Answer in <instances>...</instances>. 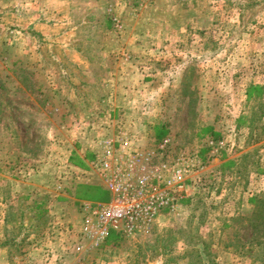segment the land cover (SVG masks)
<instances>
[{
	"label": "rangeland",
	"instance_id": "1",
	"mask_svg": "<svg viewBox=\"0 0 264 264\" xmlns=\"http://www.w3.org/2000/svg\"><path fill=\"white\" fill-rule=\"evenodd\" d=\"M59 1L0 0V264H260L264 0ZM116 135L170 139L189 173L174 209L98 240Z\"/></svg>",
	"mask_w": 264,
	"mask_h": 264
},
{
	"label": "built area",
	"instance_id": "2",
	"mask_svg": "<svg viewBox=\"0 0 264 264\" xmlns=\"http://www.w3.org/2000/svg\"><path fill=\"white\" fill-rule=\"evenodd\" d=\"M92 166L109 189L112 201L88 207L84 235L103 240L112 231L129 237L149 226L162 210L182 199L189 173L188 157H170L171 141L140 152L123 135L100 140Z\"/></svg>",
	"mask_w": 264,
	"mask_h": 264
},
{
	"label": "trees",
	"instance_id": "3",
	"mask_svg": "<svg viewBox=\"0 0 264 264\" xmlns=\"http://www.w3.org/2000/svg\"><path fill=\"white\" fill-rule=\"evenodd\" d=\"M254 198H256L255 200H257L258 204H260V205L263 204V203H261V201L259 199H257V197L254 196ZM261 209H263V208H261ZM261 209L254 210L253 214L255 215V217L257 218V220L259 221V225L264 226V220H263V218H264V211H261ZM255 231H256L255 234H258L259 235V233H261L260 236H261L262 239L261 240H257V238L254 237L255 238V243H254L253 248L250 251H252L253 249L254 250L255 249H259L260 251H262L263 257L260 256L259 262H260V264H264V229H261L260 230V228L256 227V228H254V232ZM211 264H215L214 261L211 262Z\"/></svg>",
	"mask_w": 264,
	"mask_h": 264
},
{
	"label": "crops",
	"instance_id": "4",
	"mask_svg": "<svg viewBox=\"0 0 264 264\" xmlns=\"http://www.w3.org/2000/svg\"><path fill=\"white\" fill-rule=\"evenodd\" d=\"M16 4H17V3H16ZM37 4H38V3H37V1H36V2H35V5H37ZM59 4H60V1H59V0H56L55 4H52V5L50 6L49 9H50L51 11H54L52 7H53V6H56V5H59ZM18 5H19V4H18ZM35 9H36V11H38V10H37L38 8H35ZM40 9H41V7H40ZM42 11H43V9H42Z\"/></svg>",
	"mask_w": 264,
	"mask_h": 264
}]
</instances>
